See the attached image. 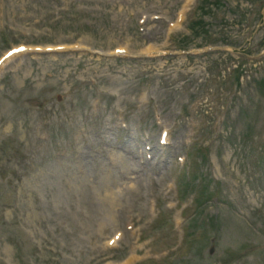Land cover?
I'll list each match as a JSON object with an SVG mask.
<instances>
[{
	"label": "rangeland",
	"instance_id": "rangeland-1",
	"mask_svg": "<svg viewBox=\"0 0 264 264\" xmlns=\"http://www.w3.org/2000/svg\"><path fill=\"white\" fill-rule=\"evenodd\" d=\"M220 2L218 13L206 18L212 36L226 39L238 48L236 52L259 54L264 48V27L259 25L264 0ZM190 5L194 6V0H0V57L19 43L63 44L78 36L80 45L93 50L118 46L129 53L164 50L170 34L191 41L188 21H178L179 12ZM221 53L116 60L94 54H41L6 63L0 70V144L8 142L0 149V264H97L106 253L128 255L132 246L145 257L139 229L155 232L151 227L158 202L175 200L179 162L176 168L162 171L142 159L145 166L132 174L137 177L133 187L122 191L118 206L110 211L106 203L100 204L97 194L104 191L110 172L114 182H119L118 177L136 168L133 159L144 157L147 137L143 134L154 127L149 117L153 112L168 125L181 123L175 132L176 147L166 152L172 160L186 151L188 135L197 134L200 123L207 126L210 120L216 129L208 139V163L200 170L213 180L216 198L208 202V208L211 216L220 217V227L212 230V241H205L204 249L185 251L190 259L187 264H259L264 259V158L259 163L261 155L253 143L255 138L264 143V84L259 87L264 81V57L246 62L243 54ZM216 59H225L220 64L226 69L223 74L239 63L243 74L239 83H234L233 76V82L221 88L226 106L209 109L211 117L202 120L192 101L209 70L217 67ZM144 84L150 85L145 92L138 89ZM94 87L108 93L101 95V110L96 121H91L88 109ZM131 96L135 128L126 133L125 140L133 159L126 154L125 161L113 168L104 154L108 145L98 134L111 130L108 138L118 150L125 149V143L115 140L122 131L115 133L111 107L128 109ZM61 105L71 114L72 127L66 113L58 110ZM183 113L189 114L186 122L180 116ZM79 132L85 145L78 139ZM76 141L73 145L79 147V157L74 159L66 150ZM256 155L258 168L252 161ZM13 173L17 174L10 182ZM241 210L248 213L246 221ZM248 223L253 232L247 229ZM115 234L118 238L109 244ZM243 243L260 250L249 248L235 261L225 260Z\"/></svg>",
	"mask_w": 264,
	"mask_h": 264
},
{
	"label": "bare ground",
	"instance_id": "bare-ground-1",
	"mask_svg": "<svg viewBox=\"0 0 264 264\" xmlns=\"http://www.w3.org/2000/svg\"><path fill=\"white\" fill-rule=\"evenodd\" d=\"M127 184H129V183H123V186L124 187H127L128 186ZM118 193H119V190H117V191H110L109 193H107L105 195V199L109 203L113 204L115 202L116 198H117Z\"/></svg>",
	"mask_w": 264,
	"mask_h": 264
}]
</instances>
